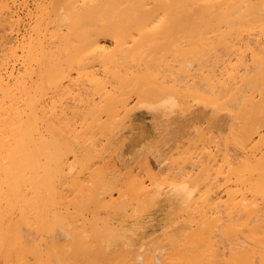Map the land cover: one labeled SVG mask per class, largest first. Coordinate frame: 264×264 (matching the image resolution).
I'll use <instances>...</instances> for the list:
<instances>
[{"label": "bare ground", "instance_id": "obj_1", "mask_svg": "<svg viewBox=\"0 0 264 264\" xmlns=\"http://www.w3.org/2000/svg\"><path fill=\"white\" fill-rule=\"evenodd\" d=\"M49 2L50 4L48 3L46 7L47 9H43V16L37 21L34 27V34L30 35L32 30L28 29L30 32L27 33H29L30 36L23 40L20 49L22 51L20 58L17 57V52L19 51L17 50L18 46L14 49L13 54L15 58L22 59V62L20 61L21 66L19 69L17 67L18 71L14 70L15 65L13 63L12 65L14 66L5 64L2 69H5L6 77L5 75L3 77L0 75V264H264V0H50ZM59 6H61L60 9L63 8V13H61L60 18H58V13L61 11H59ZM38 11L41 12L40 10H36L33 14ZM10 14L11 13H9V15ZM35 16H38V14ZM7 18L11 19L12 17H6V19ZM5 20L2 19L3 22ZM2 21L0 22L2 23ZM34 21L36 22V20ZM35 22L32 24L34 25ZM64 22L66 25H64ZM47 23H51L52 26H49ZM63 26H66V28ZM75 36H78L79 40L81 38L77 46L72 42V38ZM25 37H27V35ZM110 43L112 46H110ZM168 48L177 53L178 64L175 66L174 63L172 69L177 67L178 70L184 72L189 69V66L192 69V65L195 64H192L193 60L194 62L197 61L196 63H198L200 68H203L202 72L205 71L204 76L207 82L205 81L204 83H209L208 87H204L205 89L203 88L202 90L201 86L204 83L200 81L199 84L197 81H194V83L199 84V86L197 85V88L192 89L190 93H192L191 95H193L194 98L197 95L199 96H197V99L195 98L197 104L193 103L196 105L193 109H190L192 111L191 113L182 114L181 116H174L178 111L177 106L183 104L181 107L185 109V107H189V104H191V106L193 104H187L183 95L178 96V93L183 94L185 91L184 95H186L189 86L186 87V89L184 87L182 90L181 87L183 84L180 86L178 84L175 86L174 84L171 87L168 85L164 86V80H159L158 82L156 71L153 69V66L157 69V65H163L159 63L162 55V52H159V50L167 49L166 52L168 51L169 53L171 50L169 51ZM169 54L172 58V54ZM91 55L94 59L87 58ZM1 57L2 56H0V58ZM168 57L165 59H168ZM85 59L89 61L87 63H94V67L92 66L93 64H91L89 66L90 69H88ZM91 59L94 62H90ZM163 61L166 62L164 59ZM170 62L171 65H173L172 63L174 61L172 62L171 59L167 65H169ZM73 65L77 67L78 71L80 70L82 75L85 71L87 79L90 82L93 81L96 85L95 87L100 100L96 102V97L94 100L92 99L94 102L90 101V105L88 103L89 106L86 111L87 108L85 104L87 103L83 105V102L89 96L87 95L85 97L86 94H84L83 97V95H79L81 92H77L79 93L78 98L81 96L85 98L82 103L80 102L83 107L85 106V109L79 113L78 110L80 108H77L76 111L74 110L75 108L73 110L75 113L79 114L80 118H82L83 113L86 111L85 119L83 120L84 123L82 122L84 128H82V125L79 128L75 125L71 127L70 131V126L75 120L71 118V125H69L70 122H68V120L70 117H73L75 113H71L70 117H67L68 120H66L65 116L68 111H65L63 103V106H59L57 103L58 99L55 96L53 97V93L57 92L64 94V91H69L66 80H71V77H73L71 76V66ZM164 67L166 69V65ZM91 68H94V71L92 70L94 73H92ZM152 70H154L153 73ZM167 71H169V69ZM159 72H161V70H159ZM197 72H199V70ZM161 73L167 75L168 72ZM172 76H175V72ZM192 76L195 75L193 74ZM112 77L118 85L115 86L117 88H119V86L121 87L119 90L120 92L112 86V88H110L109 84L113 82L112 84L114 85V80L107 84L108 81H110L108 79H112ZM90 78L92 80H90ZM198 78L200 77L198 76ZM155 79L156 82L154 81ZM175 79L176 77L171 80L174 81ZM148 80L153 81V85L155 83V85H162L164 89L157 92L159 90L157 89L158 87L155 88L145 83V81ZM177 80L179 79H176L175 82ZM157 82L159 84H157ZM181 82L183 83L185 81L181 80ZM93 83L90 84V94L92 93L91 89L94 85ZM142 83L146 84V88L148 89L145 87L142 88ZM74 84L75 82L73 85ZM78 84L80 86L82 83L79 82ZM190 84L192 83L190 82ZM131 85V88H133L132 90L136 91H132V93L134 92L135 95L139 94L141 99L140 102L136 100L137 103H139L135 112L136 115L132 116L133 122L126 131L129 141L132 142L135 140L136 142V140L143 135L146 136L149 128L150 130L152 127L155 129V131L153 130L154 133H151L152 136H149V139L143 136L144 140L141 141V143L139 142L140 145L138 149L133 153V157L137 156L139 153V156L136 158L142 157L140 160L136 159L139 163H136V161L134 162V164L136 163L138 166L136 167L135 165L134 168L140 170V172L138 170L136 172L142 174L141 170L150 165L148 164V157L155 158L156 162L160 164H158L160 169H163V167L160 166H165L166 164L168 165H166L167 167L170 166L169 170L171 168L174 169V171L171 169L172 172L171 170L165 169V174L171 172V174H169L170 176H166L165 178L160 176L163 171L159 173V168H157V171L154 169L153 173H159L160 179H163V181L166 179V183L169 181L171 183L172 180L174 181V179L169 180L171 175H175V182L177 178L179 179L180 176L182 177L180 169L178 170L179 166L175 161L173 162L175 163V165H173L175 167H171V164L169 165V163H172L170 161L173 159L181 160V158L184 159L188 156L186 159L189 163L191 162L192 165L189 164L191 168L199 163L200 170L198 169V171H196L195 168H192L196 174L190 177L193 172L192 169L189 171V174L184 170L186 168L181 166L180 168H183L185 171L184 178H180L181 182L178 180V183L171 185L168 191L162 195L160 194L164 192L165 189L161 192L163 188L160 189V186L154 187L151 190L144 188L146 186V184L145 186L143 185L145 182L150 181L147 185L153 182L150 180L152 177H150L149 180L147 178V180L143 182V177V179H139L141 181L135 180L138 178L136 177L138 174L136 175L134 173L135 171L130 173L133 174V176H129V182L132 184L130 186L131 192H129L131 194L129 195L138 194L137 207L141 211L140 215L137 217L122 219L121 216L118 215V212H115V209H122L125 202L127 203L129 199L126 197L128 194L126 190L121 188L123 186H121L119 190L118 186L120 185H117L118 173L113 176L109 174V169L106 170L105 168L100 170L96 169L92 172L93 174L90 173L91 175L85 172L88 173L86 175L90 176V180L88 179V181H91V177H93L92 183L85 181L84 178V181L92 186H89L91 189L89 193L85 194L81 177L78 175L72 176L75 172L71 174V171L70 177H72L69 179L68 171L74 168L71 163L76 161L75 159L73 160V158H77L78 160L76 144H84L87 134H97L98 132L94 131H100V129H102L98 134L102 136L101 132H103V129L105 131L106 128H113V124H119L118 122L114 123V120L115 116H119L122 110L117 113L119 115L116 114L114 101L123 100L125 93L131 91V88L127 89L128 87H125L126 91L123 87H130ZM135 85H137L136 88L133 87ZM76 86L77 84L75 87ZM213 86L215 87L213 88ZM174 87H179L181 92L178 91V88H175V91ZM87 88L88 87H86L85 90L88 91ZM152 88H154V90H149ZM122 89H124V91ZM94 91L96 90L94 89L93 93ZM204 91L212 96L208 94L204 96L202 94ZM175 92H177L178 95H176ZM77 93L76 97L78 96ZM217 95L218 98L220 96L222 98L223 95H227V99L229 98V101L225 98L227 102L223 101L219 104L220 106L216 103L220 108H218L219 110H223L224 108L222 109L221 106L224 104L227 105L228 103L227 110L225 107L226 112L224 115L220 116L215 110L216 106L214 107V103L218 99L216 98ZM68 96L69 95H67V98H69ZM180 97H182V99H180ZM89 99H91V97ZM177 99L179 102L181 101V104ZM182 101L185 102L187 106L184 105ZM67 104L71 105L69 103ZM130 104L129 102L123 106ZM66 107L68 109L67 105ZM187 108L184 110L185 112ZM147 110L148 112H143ZM103 112L109 116L107 117L109 121L106 123L105 121H101V113ZM149 113L153 114L154 120H152V117L151 123L145 124L141 121L140 117L145 114L148 115ZM132 114H134V112ZM76 116L81 120L78 115ZM204 118L208 121L209 127L208 125L207 127L205 126V128L208 129L204 128L205 130L202 129V131L209 132V128L212 127L213 134L210 135L214 138L211 137L210 141H205L204 138L203 140L201 139L203 143L209 142V144H205V146L200 145V148L205 149L206 152H204V154L207 153V158L211 155V158H213L215 154H219V150L221 153L223 152L219 155H223L222 160L224 157L225 159L221 161V156H219L220 159L217 161H220L219 166L220 164L224 165L226 160L224 167L225 171L223 170L225 174L222 175L220 168H218L219 171L217 169V172L214 173V175L218 174L217 177L220 175L225 179V187L221 188L222 191L220 190L222 193L226 190V194L224 193V196L222 194V198H224L223 201H225H221V192L220 195L217 193L215 197L216 200L213 201V203H215L213 206L211 205V207L213 208L215 205V209L216 207L217 209L220 207L223 208V210L226 209V217L222 216L225 217L222 221L221 217H219L220 214L217 216L218 213H220L218 211L222 210L221 208L217 210L216 214L215 210H213L214 215L217 217L213 216L212 218L210 215H208V217L206 214L212 210V208H209V212L205 214L206 217L203 216L204 218L202 219H206L205 221L209 219L210 222H205L200 218L201 221L198 222L199 227L194 229L192 227L193 225H191L192 221H189V224L185 227L186 230L184 229L188 233L183 230L182 236L179 229L176 228L178 225L181 227V224H178L173 228L177 233L179 232L178 235L175 231L173 232V235L178 236V239L171 234V236L176 239L175 241L164 242L161 238V242L159 240L160 236L163 234H161V231L160 234L158 232V235H160L158 238L156 234L150 232L163 229V224L157 222L159 219L173 222V218H171V215H173L172 212H170L163 203L166 202L165 200L174 199L188 203L187 201L191 188L198 189L194 177H201L209 164L207 161L212 160H210L209 157L204 161V154H202L204 150L202 151L200 148L196 149L197 147H194L196 145L195 142L193 143V140L196 138L195 135L192 140V143L195 145H192V147L196 149H194L195 153L199 149V151H202L201 154H199L200 156L197 154L199 157L198 159H203L202 161L199 162L198 159L196 163L191 161L194 157L190 154H186L187 150L185 152V148L188 149L189 153H191L190 150L193 149L190 144H187L188 142H184L183 146L180 145V141L186 134L187 137L185 139L191 142L187 132L190 123L193 120L198 122ZM220 119L221 122L223 120V125L228 127L227 132H225L226 134L220 126ZM194 125H196L195 122ZM197 125L196 127L193 126V128L198 127V131L201 125ZM191 128L189 129L191 130ZM69 131L71 136H69ZM107 131L110 133L108 129L106 133L103 132V134H107ZM118 131L119 130H117V132ZM214 131L220 132L218 134L221 136H216ZM210 132L212 133V131ZM209 133L207 134L208 139L210 137L208 136ZM223 133L226 136H224ZM96 134H94V136ZM98 135L96 137L102 142ZM215 136L216 138H220L218 139L220 142L217 139L214 140ZM96 137L95 139H97ZM191 137L193 138V135H191ZM203 137L206 138V135ZM89 138L90 137H88V139ZM222 138L224 139L223 141L221 140ZM122 140L123 139L120 141ZM91 141L93 142V140ZM99 141H97V143ZM221 141L223 143H221ZM211 142L214 144L217 142L215 144L217 147L213 146L214 149L217 148V153L214 149L213 152L211 148H207L206 150L205 147L210 145ZM93 143H96V140ZM120 143L116 142L115 145L118 146ZM220 143L224 145V147L221 148ZM228 143L233 146V149H236L235 147L240 149L239 155L236 149L237 153H235V155H238L237 157L231 155L232 152L234 154L235 151L231 150V147L228 148ZM186 144L191 148L190 150L188 146L183 148ZM173 145H176V147L180 146L178 147L180 150L177 151L179 155L175 153V156L173 153L174 158H171L172 155L170 156V154L173 149H175L172 148L174 147ZM201 146H204V148ZM223 148L225 152L221 150ZM226 149H228V152ZM107 150L105 149V151ZM114 150H117V152L119 151L118 149ZM209 151L212 152L208 154ZM194 152L192 154H194ZM70 153H73L74 157L72 156L69 159ZM107 157L105 156L104 158L106 159ZM69 160H71V162H69ZM111 160H113V158L108 160L111 164L118 163H115L114 160V163H112ZM216 160L217 158L213 160V162ZM167 161L168 163L164 164ZM203 161L204 164L202 163ZM184 162H182V160L178 162L177 160L178 164L181 163L183 165ZM185 163L188 165V162ZM187 165H185V167ZM209 165L212 166V163ZM217 165L218 163H216V166ZM108 166L106 168H108ZM110 166V168L116 167V165ZM220 167L223 166L221 165ZM147 169L150 170L149 167ZM147 169L143 172L145 173ZM209 169L214 171L211 167ZM119 172L121 173V171ZM149 172H151V170ZM205 172L207 175H205V177L202 175V181L199 183H203L201 188L205 189H203L204 191L202 192L206 194L207 191V193H209V187L212 185L211 187L213 188L216 183V181L213 184L211 182L214 179L218 180V178H215L216 175L210 174L212 175L210 176L208 175L209 172ZM178 173L179 175H176ZM186 174L188 175L186 176ZM151 175L152 173H149V176ZM149 176L144 175L145 178ZM208 176H210L209 180L214 176L211 182L209 180L205 181ZM167 177L169 178L167 179ZM203 177L205 179H203ZM183 179L186 180L183 181ZM188 180L190 182H188ZM221 180H223V178ZM180 183H186L189 187L187 189H178L173 192V186ZM206 183L209 186H206ZM217 183L215 186H217ZM68 184L71 190L70 187H67ZM191 184H193V186ZM166 186L167 184L163 187L165 188ZM113 187H118L116 188V192L118 191V193H116L118 195L116 198L111 195ZM149 187L150 186H148V188ZM68 188L71 194L67 193ZM199 190L202 189H198L199 197L201 196L199 201L201 202L197 201L199 202L198 204H191L192 207H194L192 208L189 204L191 200H189V209L194 210L197 206L200 207L203 202L205 203L208 194H206V196ZM86 191H88V189ZM100 191L103 193H100ZM105 191L111 192H108L109 194L107 193L109 199L107 198L106 200L111 199L108 205L104 203ZM97 193L100 195H97ZM197 194H195V198L193 197L196 200L198 197ZM91 195H95L98 199H100L99 196L102 197L103 195L104 197H102V200H99V204L96 205L101 207H98L99 209L104 210L97 211L98 213L96 212V214H100L99 217L101 218V222L93 220L92 218L89 219L90 217L87 218L86 216L88 215L84 213V203L89 200L88 197ZM142 195H144V197H140ZM203 195L206 197L202 199ZM217 199L220 201L219 204ZM174 201L177 202L176 200ZM88 203H90V201ZM151 206L153 207L150 208ZM130 207L131 206H127L125 208ZM125 208L124 211L126 210ZM120 211L121 210H119V212ZM127 211L128 209L125 212L127 213ZM223 212L221 211V215L224 214ZM121 213H123V210ZM178 216L179 215H177V217ZM184 218L182 219L184 221L179 220L178 222L188 223ZM196 220H194L195 223L193 224L198 226ZM216 221H218V223L220 221L222 222L218 224ZM204 222L207 225H205ZM83 223L94 227L98 234L96 235L93 232L94 235L92 233V235H90L91 237H85L82 234L84 230L77 231L76 228ZM214 223L220 225L218 228L222 226L221 230H217V232H220L218 233L219 238L217 233L215 234L216 231H213L215 235L209 233V229L211 232V230L216 227ZM184 224L182 227H184ZM201 224H204L202 225L203 227ZM188 225L191 226L189 227ZM72 226L76 228L75 233L77 231L80 238L82 235L89 239L95 237L94 242L91 243L92 240H90V243H84L79 241L78 237L72 236L74 233H70V231L67 230L68 227L71 228ZM172 226H170V228ZM189 228L192 230L191 232H189ZM79 229L81 230V228ZM86 230L88 229H85V231ZM167 230L168 229H166V231ZM171 230L172 229H170V231ZM123 231L126 233H121ZM152 235L156 236L154 242H151L152 237H154ZM83 237L81 239H83ZM113 237H127L128 240L104 242L102 239ZM147 237L150 242H145ZM179 237L185 240L180 241ZM97 238L98 241L95 242ZM136 238H139L138 240L141 238L146 239L138 242Z\"/></svg>", "mask_w": 264, "mask_h": 264}, {"label": "rangeland", "instance_id": "obj_2", "mask_svg": "<svg viewBox=\"0 0 264 264\" xmlns=\"http://www.w3.org/2000/svg\"><path fill=\"white\" fill-rule=\"evenodd\" d=\"M50 0H39V2H38V0H0V18H1V20L0 21H2V19H6V17H12L11 19L9 18H7L5 21H7V22H3L2 21V23L0 22V56H2L1 58H0V75L3 77L4 75H5V77H6V74H5V69H2V68H4V65L5 64H7V65H12V63L15 65V67H14V70H16V71H18V69H19V67L21 66V60L22 59H16L15 58V56H14V49L17 47V50H19L18 52H17V57H21V46H22V43H23V40L25 39V38H28L31 34H34V27H35V25H36V23H37V21H39V19L43 16V9L45 8V9H47L46 7L48 6V3L50 4V2H49ZM5 4V5H4ZM40 4V5H39ZM43 4V5H42ZM38 6V7H37ZM40 6H42V7H40ZM40 8V9H39ZM61 8V6H59V17L58 18H60V16H61V13H63V8L62 9H60ZM40 10L41 12H37V13H34L33 14V12H36V10ZM9 11V12H8ZM8 12V13H7ZM7 15H9V13H11L9 16H7ZM13 14V15H12ZM38 14V16H35V15H37ZM4 16V17H3ZM35 17V18H34ZM38 18V19H37ZM32 19H33V21H32ZM34 20H36V22L34 21ZM35 22V24L33 25L32 23H34ZM46 23V22H45ZM65 23V22H64ZM64 23H62V24H64ZM9 24H11V25H9ZM48 24V23H47ZM31 25H33V26H31ZM49 26H52V24L50 23V24H48ZM64 25H66V23L64 24ZM9 27V28H8ZM33 27V28H32ZM64 27V26H63ZM4 28V29H3ZM32 28V29H31ZM64 28H66V26L64 27ZM28 29H30V30H32L31 32H30V30H28ZM7 30V31H6ZM65 30H67V29H65ZM27 32H30V35H29V33H27ZM8 33H10V34H8ZM27 35V37H25ZM9 36H11V37H9ZM8 39V40H7ZM11 39V40H10ZM73 40H72V42H74V44H76L75 46H77L78 45V43H80V40H81V38H80V40H79V37L78 36H75V37H73L72 38ZM74 39H76V40H74ZM4 40H5V42H6V44H5V42H4ZM79 40V41H78ZM10 43H9V42ZM8 42V43H7ZM112 42V41H111ZM4 44V45H3ZM8 44V45H7ZM19 44V45H18ZM7 45V46H6ZM11 45H12V47H11ZM6 48H5V47ZM20 46V47H19ZM110 46H112V44L110 43ZM5 48V49H4ZM5 50V51H4ZM77 50V49H76ZM167 50V49H166ZM166 50H163V49H161V51L159 50V52H162V55H161V61L159 62V63H162L164 66L166 65V69H165V67L163 66V65H160L159 63V65H157V69H156V67L155 66H153V69L156 71L155 73H156V77H158L157 78V81L159 82V80L160 81H162V80H164L163 82L165 83V85L164 86H166V85H168V86H173L174 84H175V86H176V84H178L179 86L180 85H182V87H181V90L182 89H184V87H185V89H186V87H188L189 86V88H188V93L186 94V95H184V93H185V91H184V93L183 94H181V93H178L177 94V92H175L176 93V95H178V96H182L183 95V97H184V99H186V101H187V104L188 103H196L197 104V102H196V100H195V98L197 99V96H195V98H194V96L193 95H191L192 93H190V91L192 90V89H196L197 88V85L199 86V84H200V81L201 82H205L206 81V78H205V71L204 72H202V70H203V68H200V66L198 65V63H196L197 61H195L194 62V60H193V63L192 64H194V65H192L193 67H192V69H191V67L189 66V69L187 70V71H184V72H181L180 70H178L177 69V67H174L173 69H172V67L174 66V63H175V66L178 64V60H177V53L174 51V50H172V49H169L168 48V50L170 51L169 53H171L172 54V58H174V59H172L170 56V54L168 53V51L166 52ZM74 51H75V49H74ZM3 52V53H2ZM163 53H165V54H163ZM165 55V56H164ZM168 55H169V57H168ZM92 56V55H91ZM87 57V58H92V59H94L93 58V56L92 57ZM175 56V57H174ZM166 57H168V59H165ZM86 58V59H87ZM14 59V60H13ZM16 59V60H15ZM85 59V60H86ZM92 59H91V61L90 62H94V61H92ZM163 59L164 60H166V62H164L163 61ZM170 59L172 60V64L173 65H171V62H170V64L169 65H167L168 63H169V61H170ZM10 60H12V61H10ZM90 60V59H89ZM15 63H14V62ZM17 61H19V62H17ZM21 61V62H20ZM175 61H177V62H175ZM87 62H89V61H87L86 60V64L88 65V69H90L89 68V66L91 65V64H93L92 66L94 67V63H87ZM17 63V64H16ZM14 65H12V66H14ZM199 66V67H198ZM17 67H18V69H17ZM168 67V68H167ZM170 67V68H169ZM77 69V67L75 66V65H73V66H71V72H72V74H71V76H73V77H71L70 79L71 80H66L67 82H66V84H68V86H69V91L67 90V92L66 91H64L63 93L65 94H62V93H57V92H52L51 91V94L53 95V97L55 96L57 99H58V101H57V103L59 104V106L60 105H62V103H63V107H65V111H68V112H66V120H68V118L70 117V114L71 113H75L74 112V110L76 111L77 110V108H80L79 110H78V113L79 112H81V111H83V109H85V106L83 107V105L85 104V103H87V104H85L86 105V108L90 105V101H92V102H94L93 100H94V98L95 99H97L96 100V102H98L99 100H100V98H99V94L97 93V89H96V85L93 83V81L92 82H90L88 79H87V76H86V73H85V71L83 72V75H82V73L80 72V70L78 71V69ZM94 68H91V71L93 70ZM169 69V71H167ZM177 71H176V70ZM76 70V71H75ZM154 70H152V73H153V71ZM159 70H161V72H163V73H167V75L166 74H162L161 72H159ZM162 70H164V71H162ZM170 70H171V72H170ZM174 70V71H173ZM199 70V72H197ZM94 71V70H93ZM92 71V73H94ZM124 71V70H123ZM141 71V70H140ZM181 72L182 73V75H181V73H179V72ZM196 71V72H195ZM200 71H201V73H200ZM2 72V73H1ZM78 72H80V73H78ZM170 72V73H169ZM174 72H175V76H172V75H174ZM190 72V73H189ZM192 72H193V74L195 75V76H192L193 74H192ZM122 73H124V72H122ZM160 73V74H159ZM196 73V74H195ZM202 73H204V74H202ZM185 74H187V75H185ZM192 74V75H191ZM197 74H198V76L200 77V78H198V76H197ZM199 74H201V75H199ZM154 75V74H153ZM158 75V76H157ZM163 75V76H162ZM168 76V77H166V76ZM185 75V76H184ZM83 76V77H82ZM189 76V77H188ZM204 76V77H203ZM163 77H164V79H163ZM172 77V78H171ZM176 77V79H179V80H177L176 82H175V80L173 81V80H171V79H174ZM184 77H185V79H184ZM165 78H168V79H165ZM204 78V79H203ZM148 79H149V77H148ZM184 79V80H183ZM190 79V80H189ZM197 79V80H196ZM200 79V80H199ZM83 82H82V81ZM87 80H88V82H87ZM90 80H92L91 78H90ZM108 80H110V81H108V83L107 84H109V82H111L112 80H114V78L112 77V79L110 78V79H108ZM167 80V81H166ZM181 80L182 81H185V82H181ZM199 80V81H198ZM204 80V81H203ZM75 82V84L73 85V83ZM155 82H156V79L154 80ZM179 81V82H178ZM194 81H197L199 84H195L194 83ZM73 82V83H72ZM79 82H81L82 84H80V86H79ZM86 82H87V84H86ZM153 81H145V83L146 84H148L149 86H152V87H158L157 89H159L158 91H157V89H156V91L157 92H159L161 89H164V87L162 86V85H153V83H152ZM157 82V84H159ZM190 82L192 83V84H190ZM207 82V81H206ZM84 83V84H83ZM89 83V84H88ZM91 83H93L94 85H93V87H92V93L90 94V91H89V89H90V84ZM113 83V82H112ZM112 83H110L109 84V86H110V88H112V87H114L116 90H120L121 89V87L119 86V88H117L116 86H118L117 85V83H115V80H114V85L112 84ZM77 84V86L75 87V85ZM146 84H144V83H142V88H146ZM209 84V83H208ZM208 84L207 83H204L201 87V89L203 90V88L204 87H208ZM71 85V86H70ZM86 85V86H85ZM89 85V86H88ZM116 85V86H115ZM195 85V86H194ZM112 86V87H111ZM136 86L137 85H135V86H133V87H135L136 88ZM80 87V88H79ZM86 87H88L87 89H88V91L87 90H85V88ZM127 88V89H130L131 87H132V85L129 87V86H124L123 88ZM162 87V88H161ZM215 86H213V88H214ZM217 87V86H216ZM71 88H72V90H71ZM83 88V89H82ZM126 88H125V90H126ZM175 88H178V91L179 92H181V90H180V88L179 87H174V90L176 91V89ZM75 89V90H74ZM78 89H79V91H78ZM96 90V91H94V93H93V90ZM133 88H131V91H129V92H126L125 93V95L123 96V100H115L114 101V105H115V107H116V114L119 112V111H121V113H119V114H117V115H119V116H115V120H114V123H119L118 125H116V124H113V128H106V130H108L109 129V132L110 133H108V131H107V134H103V132L104 133H106V130L104 131V129H103V132H101L102 133V136L101 135H98L99 134V132L100 131H102V129H100V131L98 130V131H94V132H98L97 134L96 133H94V134H96L95 136H94V134L93 133H91V134H87L86 135V141H85V143L84 144H81V145H78V144H76V151H77V153H78V160H77V158H73V160L75 159V161L76 162H74L73 161V163H71L73 166H74V168H72V169H70L68 172H69V174H68V178L69 179H71V177L72 176H74V175H78L79 177H81V182H82V184H83V188H84V191H85V194H88L89 193V191L91 190L90 189V187L89 186H91V184H89V183H86L85 181H87V182H91L92 183V181H93V177H91V181H88V179L90 180V176H88V175H91V174H93L92 172L94 171V170H96V169H102V168H105L106 170H108L109 169V174H111V175H116L117 173V185H120V186H118L119 187V190H120V187L121 186H123V187H121L122 189H124V190H126V193H128L127 195H126V197H127V199H129L128 201H127V203H128V205H127V203L125 202V205H124V207L122 208V209H115L116 211L115 212H118V215L119 216H121V218L122 219H127V217L128 218H133V217H137V216H139L140 215V209H138V207H137V204H138V194H133V195H129V194H131V193H129V192H131L130 191V186L132 185V184H130V182H129V176L130 175H132L133 176V174H130V173H132V172H134L136 175L138 174V176H136V177H138V178H136L135 180H138V181H141V180H139V179H143L144 178V180H143V182H145V180H147V178H148V180H149V178L150 177H152V179H150L151 181H153V182H151L150 183V185H147V184H149V182L150 181H147V182H145L143 185L145 186V184H146V186L144 187V188H146V189H148V190H151V189H153L154 187H157V186H160V189L161 188H163V189H161V192L165 189V191L164 192H162L160 195H162V194H165L167 191H168V188L171 186V185H173V184H176V183H178L179 181L178 180H180V182H181V179L182 178H184V172L186 171V172H188L189 173V171L192 169V168H195L196 169V171H198V169L200 168V164L198 163V165H195V167L194 166H192V168H191V166L189 165V164H191V162L189 163V161H187V157L186 158H181V160H182V162H188V165H187V163H185L184 162V164L185 165H187L186 167H185V165L183 164H178L177 163V160H178V162L180 161L181 162V160L180 159H170V160H172V161H170V162H172V163H169V165L171 164V167L173 166V165H175V163H173L174 161L176 162V164L179 166L178 167V170L180 169V173H181V175H182V177L180 176L179 177V179L177 178V180H176V182H175V175L174 176H172L171 175V177L169 178V177H167V179L169 178V180H171V179H174V181L172 180L171 181V183H170V181L168 182V183H166L165 182V180L163 181V179L161 180L160 178L161 177H166V176H170L169 174H171V172H172V170L171 169H173V168H171L170 170H171V172H169V173H167V174H165L164 173V171H165V169L167 170H169V167H167L168 165L166 164V163H168V161L167 162H165L164 164H166L165 166L163 165V166H160V167H163V169H160L159 168V163L158 162H156V160H155V158H149L148 157V164H150L149 166H147V168L149 167L150 168V170H151V172H149L150 170H148L145 166H146V164H145V169H147L146 170V174L143 172L145 169L143 168V170H141L142 171V174H140L139 172H140V170H138L137 168H134L135 167V165H136V167H138L137 166V160L136 159H138V160H140L142 157H140V158H136V157H138L139 156V154H137V156H134L133 157V153H134V151H136L137 149H138V147H139V145H140V143H141V141H143L144 140V137L143 136H145V135H143L141 138H139L138 140H136V142H135V140H133L132 142L131 141H129V139H128V137H127V130H128V128H129V126H130V124H132V116H135L136 114H135V112H136V109H137V107H138V105H139V103H137V101L138 102H140V99H141V97H140V95L139 94H136L135 95V93L134 92H136L135 90H132ZM146 89H148V88H146ZM190 89V90H189ZM205 89V88H204ZM84 90V91H83ZM123 91H124V89H122ZM149 90H154V88H152V89H149ZM76 91V92H75ZM127 91V90H126ZM132 91H134L133 93H132ZM1 92V91H0ZM73 92V93H72ZM77 92H81L80 94L79 93H77ZM83 92V93H82ZM88 92V93H87ZM96 92V93H95ZM120 92V91H119ZM131 92V93H130ZM174 92V91H173ZM193 92V91H192ZM195 92V91H194ZM205 92V93H204ZM202 94L204 95V96H207V94L209 95V96H212L211 94H209V93H207L206 91H204ZM70 93V94H69ZM76 93H77V95L79 94V95H83V97H84V94H86L85 95V97L88 95L89 97H87L86 99L85 98H83L82 96L80 97V98H78L79 97V95L76 97ZM190 93V94H189ZM50 94V95H51ZM69 95L68 97L69 98H67V95ZM98 94V95H97ZM181 94V95H180ZM52 95H51V97H52ZM92 95V96H91ZM95 95V96H94ZM97 95V96H96ZM128 95V96H127ZM126 96V97H125ZM187 96V97H186ZM91 97V99H89ZM98 97V98H97ZM162 97H163V95H162ZM186 97V98H185ZM199 97V96H198ZM62 100H61V99ZM66 98V99H65ZM70 98H71V100H70ZM160 98H161V96H160ZM179 98V97H178ZM193 98V99H192ZM216 98H218V95H217V97ZM215 98V99H216ZM220 98H221V96L216 100V102L214 103V107L216 108L215 110H216V112L219 114V116L220 115H224V113L226 112V110H227V108H228V103H227V105L226 104H224V105H222L221 106V108L223 109V110H219L220 108H219V104H221L223 101H226L227 102V100L229 99H227V95H223L222 96V98H221V100H220ZM227 100H226V99ZM75 99V100H74ZM86 100V102H85V100ZM93 99V100H92ZM175 99V98H174ZM180 99H182V97H180ZM179 99V100H180ZM212 99H214V98H212ZM225 99V100H224ZM65 100V101H64ZM69 102H68V101ZM81 100V101H80ZM83 100H84V102H83ZM137 100V101H136ZM176 100V99H175ZM191 100V101H190ZM63 101V102H62ZM128 101V102H127ZM177 101H178V99H177ZM184 101V100H183ZM182 101V103H184V105H186V103L185 102H183ZM195 101V102H194ZM229 101V100H228ZM76 102H77V105H76ZM83 102V105L81 104V103ZM124 102H126V103H124ZM131 103L130 105H126V106H123V105H125V104H128V103ZM179 102V101H178ZM181 102V101H180ZM179 102V103H180ZM226 102H224V103H226ZM67 103H69V104H71V105H68ZM88 103H89V105H88ZM124 103V104H123ZM216 103L219 105H216ZM57 104V105H58ZM181 104V103H180ZM195 104V105H196ZM66 105L68 106V109H67V107H66ZM183 105V104H182ZM182 105H178L177 106V114L175 113L174 114V116L175 115H177V116H181L182 114H186V113H191L192 111L190 110V109H193V107L195 106L194 104L191 106V104H189V109L187 108V107H185V109H183V107H181ZM79 106V107H78ZM127 106H128V108H127ZM218 106V107H217ZM225 107H226V110H225ZM75 108V109H74ZM123 108H124V111H123ZM179 108V109H178ZM180 108H182L183 109V111L184 110H186V108H187V111L185 112H183L182 111V109H180ZM219 108V109H218ZM74 109V110H73ZM132 109V110H131ZM134 109V110H133ZM72 112H71V111ZM88 110V108L86 109V111ZM130 110V111H129ZM85 111V110H84ZM86 111L83 113V115H82V118H80L79 117V114L78 113H75L74 114V116L73 117H70V119L69 120H71V118H72V120L74 119L75 121H73L72 122V120L71 121H69L68 120V122H70L69 123V125H71L72 123V125L70 126V131H71V127L72 126H77L78 128L82 125V128H84L83 127V124H82V122H83V120L85 119L84 117H85V113H86ZM223 111V112H222ZM134 112V114H132ZM142 112V111H141ZM143 112H148V110L147 111H143ZM102 114V120L101 121H105V123L106 122H108L109 121V118H107V117H109L105 112H103V113H101ZM104 114H106V115H104ZM76 115H78V117L81 119V120H79L78 118H77V116ZM153 114L152 113H149L148 115H143V116H141L140 118H141V121H143L145 124H147V123H151V119H152V116ZM69 116V117H68ZM72 116V115H71ZM127 116V117H126ZM131 116V117H130ZM68 117V118H67ZM78 120H77V119ZM144 118V119H143ZM106 119V120H105ZM127 119H128V121H127ZM206 118H204L203 120H201V121H198V122H196L195 120H193L191 123L193 124H191L190 123V127H188V138H190V140H191V142H189V141H187L185 138L187 137V134L185 135V137L180 141V145H182L183 146V144H184V142H188L187 144H190V146H191V148H193L192 147V145H195V144H193L194 142L196 143V145L194 146L196 149H198V148H200V145H204L205 146V144H209V142H204L203 143V138H204V140L205 141H210L211 139V135L210 134H213V129H212V127L211 128H209V130L210 131H212V133L210 132H207V134L209 133V135L208 136H210L209 137V139L207 138V134H206V132L204 131L205 129H208V128H205V126L207 127V125H208V121L207 120H205ZM146 120V121H145ZM152 120H154V117H153V119ZM76 121H77V123H76ZM79 121V122H78ZM120 121V122H119ZM150 121V122H149ZM72 122V123H71ZM123 122V123H122ZM126 124H125V123ZM194 122L196 123V125H194ZM202 122V123H201ZM76 123V124H75ZM84 123V122H83ZM197 124H199V125H201V127H199V129L200 130H198L197 131V129H198V127L197 128H193V126H198ZM220 126L222 127V129H223V131H224V133L225 132H227V130H228V127L226 126L225 127V125H223V120H222V122H221V119H220ZM193 129H192V128ZM208 127H209V125H208ZM220 127V128H221ZM81 128V129H82ZM189 128H191V130L189 129ZM205 128V129H204ZM202 129H204L203 131H202ZM117 130H119L118 132H117ZM155 131V129L152 127V129L150 130V128L148 129V131H147V134H146V136H145V138H148L149 139V136H152V132L154 133V131ZM190 130V131H189ZM70 131H69V136H71L70 134ZM196 131V132H195ZM199 131H200V133H199ZM222 131V132H223ZM115 132H117V133H115ZM186 132V133H187ZM198 133V134H195V133ZM217 131H214V134H216V136H221L220 134H218V133H220V132H217ZM222 132H221V134H222ZM90 133V132H89ZM100 133V134H101ZM192 133V134H191ZM203 133V134H202ZM205 133V134H204ZM223 133V134H224ZM114 134V135H113ZM151 134V135H150ZM218 134V135H217ZM226 134V133H225ZM224 134V136H226ZM99 136V138H100V140H102V142L101 141H99V139H98V137H96V136ZM113 135V136H112ZM148 135V136H147ZM191 135H193V138L191 137ZM194 135L196 136V141H199V142H196L195 141V139H194ZM206 135V138L205 137H203V136H205ZM101 136V137H100ZM123 136V137H122ZM214 136V135H213ZM216 136H215V139L214 140H218V139H220V138H216ZM223 136V135H222ZM224 136H223V138H224ZM88 137H90L89 139H88ZM95 137L97 138V139H95ZM105 137V138H104ZM120 137H122V138H120ZM202 137V138H201ZM93 138V139H92ZM116 138H118V139H116ZM212 138H214V137H212ZM221 139L222 141L224 140V139ZM111 139V140H110ZM121 139H123L122 141H120ZM194 139V140H193ZM197 139H199V140H197ZM202 139V140H201ZM208 139V140H207ZM91 140H93V142L96 140V143H93ZM119 140V141H118ZM192 140H193V143H192ZM97 141H99L98 143H97ZM183 141V142H182ZM219 141V140H218ZM221 141V143H223ZM116 142H118V143H120L118 146H116L115 144H116ZM130 142V143H129ZM135 142V143H134ZM140 142V143H139ZM182 142V143H181ZM212 142H213V139H212ZM211 142V143H212ZM215 142V141H214ZM220 142V141H219ZM91 143V144H90ZM100 143V144H99ZM211 143H210V145H208V146H206L205 148H206V150H207V148H211V150H213L214 148H213V146H215V144L217 143H212V146H211ZM220 143V144H221ZM225 143H226V141H225ZM98 144V145H97ZM112 144H113V146H112ZM131 144V145H130ZM135 144H136V146H135ZM185 145L183 148H185V147H187L188 145ZM95 145H97L98 147H99V145H100V147L98 148L97 146L96 147H94ZM219 145V144H218ZM229 145V143L227 144V146ZM107 146H108V150H109V152H108V150H107ZM128 146V147H127ZM174 146V145H173ZM182 146H181V150H182ZM204 146H201V147H203L204 148ZM211 146V147H210ZM178 147H180V146H177L176 147V145L174 146V147H172V148H175V149H173V151H172V149H171V151H172V153L170 154V156L172 155V157L171 158H174V155H175V153L176 154H178L179 155V153L177 152L178 150H180ZM215 147H217V146H215ZM220 147V146H219ZM218 147V148H219ZM222 147H224V145H222L221 144V148ZM229 147H231L230 149L231 150H233V151H235L234 152V154H233V152H232V154L231 155H234V156H236L235 155V153H237L236 152V149L238 150V155H239V153H240V149H238L237 147H235L236 149H233V146L230 144L229 146H228V148ZM120 148V149H119ZM178 148V149H177ZM188 148H189V150L191 149L189 146H188ZM195 148H193V149H191L190 151H191V153H189V151H188V149L187 148H185V152H186V150H187V153L186 154H190V155H192V157H194V159H192L191 161H194L195 163L196 162H198V161H196L199 157H198V155L199 154H201V152L203 151V153L202 154H204V152H206L205 151V149H202V148H200L202 151H199V150H197L196 151V153L194 152L196 149ZM97 149V150H96ZM105 149L107 150V151H105ZM114 149H118L119 151L117 152V150H114ZM128 149V150H127ZM177 149V150H176ZM195 149V150H194ZM220 149V148H219ZM218 149V150H219ZM229 149V151L231 152V150ZM114 152H113V151ZM127 150V151H126ZM214 150H216V153H217V148L216 149H214ZM214 150H213V152H214ZM221 150H224V148L223 149H221ZM228 149H226V151H227ZM176 151V152H175ZM184 151V150H183ZM182 151V152H183ZM108 152V153H107ZM111 152V153H110ZM113 152V153H112ZM194 152V154H192ZM199 152V153H198ZM210 152H212V151H209L208 152V154L210 153ZM224 152H225V150H224ZM228 152V151H227ZM226 152V153H227ZM173 153H174V155H173ZM223 153V152H222ZM221 152H220V150H219V154H222ZM112 154V155H111ZM198 154V155H197ZM212 154H214V153H212ZM218 153L217 154H215L214 155V157L213 158H211V156H209L208 158L211 160V161H207V162H209V164H211L212 163V166H210L209 164L207 165V167L205 168V171H207V172H209V171H212L211 169H209L210 167L211 168H213V170L215 171H212V172H209V174L208 175H210V174H213L214 175V173H216L217 172V169L218 168H220V172L222 173V175L223 174H225V164H226V160H225V164L223 165V164H220V166L222 165L223 167H220L219 166V162H217L219 159H220V157L219 156H221V161H223L224 159H225V157H224V159L222 160V157H223V155H219ZM70 156H69V159H70V157H74V154L73 153H70L69 154ZM109 155V156H108ZM113 156V157H111V156ZM117 157H116V156ZM180 155H182V154H180ZM189 155V156H190ZM206 155V156H205ZM237 155V156H238ZM107 157L106 159H107V161H106V159L104 158V157ZM176 156V155H175ZM197 158H196V157ZM200 156V155H199ZM225 156H226V154H225ZM236 156V157H237ZM182 157V156H181ZM183 157H184V155H183ZM191 157V158H192ZM201 157H202V155H201ZM200 157V158H201ZM206 157V158H205ZM109 158V159H108ZM113 158V160L115 161V163H117V164H111V162L109 163V161L108 160H110V159H112ZM117 159V161H116V159ZM190 158V157H189ZM196 158V159H195ZM207 158V153H205L204 155H203V159H204V161H206V159H208ZM217 158V160L216 161H214L213 162V160H215ZM72 159V158H71ZM102 159V160H101ZM105 159V160H104ZM146 159V158H145ZM202 159V160H203ZM96 160V161H95ZM113 160H111L112 161V163H114V161ZM144 160V159H143ZM199 160V159H198ZM201 159L199 160V162L200 161H202ZM88 161V162H87ZM90 161V162H89ZM136 161V163L134 164V162ZM204 161L202 162L203 164H204ZM69 162H71V160H69ZM95 162V163H94ZM119 162H120V165H119ZM206 162V163H207ZM87 163H88V165H87ZM93 165H92V164ZM134 164V166H133V164ZM139 163V162H138ZM194 163V164H195ZM216 163H218V165L216 166ZM91 164V165H90ZM98 164H99V166H98ZM140 164H141V162H140ZM159 164V165H158ZM161 164H163V163H161ZM193 164V165H194ZM109 165V166H108ZM110 165H116V167L114 166H112L113 168H110L111 166ZM176 165V166H177ZM192 165V164H191ZM202 165V164H201ZM91 166V167H90ZM108 166V168H106ZM120 166V167H119ZM181 166H184L183 168H186V169H184L183 170V168H180ZM190 166V167H189ZM205 166V165H204ZM173 167H175V166H173ZM77 168V169H76ZM157 168H159L160 170L158 171L159 173H161L162 171H163V173H161L160 174V176H159V173H153L154 172V169H156L155 171H157L158 169ZM187 168H188V170H187ZM224 168V169H223ZM112 169H114V170H112ZM123 169H124V171H123ZM136 169V170H135ZM141 169V168H140ZM153 169V170H152ZM177 169V168H176ZM183 171H182V170ZM194 169V170H195ZM204 169V168H203ZM216 169V170H215ZM77 170V171H76ZM117 170H118V172H117ZM130 170H131V172H130ZM139 171V172H136V171ZM169 170V171H170ZM200 170V169H199ZM224 170V171H223ZM72 171V173L71 174H73L74 172H75V174H73L71 177H70V172ZM115 173H114V172ZM119 171H121V173L119 172ZM173 171H174V169H173ZM192 171H193V169H192ZM204 171V174L202 173V175L205 177V175H207V174H205L206 172ZM218 171H219V169H218ZM85 172H88V173H85ZM151 174L152 173V175L151 176H149V173ZM167 172V171H166ZM176 172H179V171H176ZM195 171H193L192 172V175H190V177L191 176H193V175H195L196 174V172L194 173ZM201 172H203V171H201ZM220 172H219V174H220ZM85 173V174H84ZM91 173V174H90ZM148 173V174H147ZM199 173V172H198ZM81 174H82V176H81ZM86 174H88V175H86ZM123 176H122V175ZM139 174H140V176H139ZM147 175V176H149V177H144V175ZM190 174V173H189ZM84 175V176H83ZM119 175V176H118ZM153 175H154V177H153ZM155 175H156V177H155ZM165 175V176H164ZM176 175H179V173L178 174H176ZM188 174H186V176H187ZM202 175H201V177H202ZM216 175V174H215ZM214 175V176H215ZM218 175V174H217ZM217 175L215 176V178L217 177ZM87 176V177H86ZM93 176V175H92ZM121 176V177H120ZM134 176V177H135ZM210 176H212V175H210ZM210 176H208V178L205 180V181H207V180H209V177ZM214 176L212 177V178H210V182H211V180H213V178H214ZM220 176V175H219ZM217 177L218 178V180L217 179H214L211 183L213 184V183H215V181H216V183H217V186H215V184H214V186H213V188L210 186L209 188H210V190H209V193H207L208 191L207 190H205V191H207L206 192V194H208V196L205 194V192H202V191H204L203 189H205V188H201L202 186H203V183L202 184H200L199 182L200 181H202V179H201V177H197V178H195L194 177V179H195V181L197 182H195V184L197 185V187H198V189H202V190H199L200 192H202L204 195H206L207 196V198L205 199L206 201H205V203L203 202V204H201V206L199 207V206H197V208L196 209H189L190 207V205L191 204H198L199 202H201V201H199L200 200V197H199V192H198V189L196 188V192H195V194H197V192H198V197H197V200L196 199H194L193 198V200L191 199V203H189L190 201L188 200L187 202L190 204L189 206H188V203H184V202H182V201H178L177 199H174V200H176L177 202H175L174 200H165L166 202H164L163 204L165 205V207L170 211V212H172V214L173 215H171L172 217L171 218H173V222H169V221H163L162 219H159V221L157 220V222L159 223H161V224H163L162 226V228L163 229H161V230H157V231H155V232H153V231H151L150 233H152V234H156V236H157V238H158V236H160V235H158V232H159V234H160V231H161V234H162V236H160V238H159V240L161 241V238H162V241H166V242H169V241H175L176 239H174L172 236H171V234L173 235V232L175 231V233H177V231L175 230V229H173V228H175L178 224H181V227L178 225V227H180L181 228V230H180V228H178V227H176L177 229H179V231H180V233H181V236H182V232H183V230L185 229V227H186V225L187 224H189V221H192V223H191V225H193L192 227L194 228V229H196L197 227H199V221H201L200 220V218L202 219V218H204V217H206L205 216V214L206 213H208L209 212V208H212L211 207V205L213 206V204L215 203H213V201H215L216 200V194L218 193L219 195H220V192L222 191V189L221 188H224L225 187V179H224V177H222V176H220V177ZM89 177V178H88ZM134 177H133V180H134ZM143 177V178H142ZM158 177V178H157ZM178 177V176H177ZM203 177V179H205ZM84 178H85V181H84ZM132 178V177H131ZM130 178V179H131ZM181 178V179H180ZM223 178V180H221V179ZM153 179H155V180H153ZM159 179V180H158ZM187 179V178H186ZM186 179H183V181L184 180H186ZM221 180V181H220ZM84 181V182H83ZM160 181H163V182H160ZM204 181V180H203ZM220 181V182H219ZM129 182V183H128ZM164 182H165V184H164ZM188 182H190L189 180H188ZM209 182V183H210ZM192 183H194V182H192ZM208 183V182H207ZM206 183V186L208 185ZM167 184V186L164 188L163 186H165ZM169 184V185H168ZM195 184H194V186H195ZM205 184V183H204ZM93 185V184H92ZM192 186H193V184H191ZM201 185V186H200ZM148 186H150L149 188H148ZM209 186V185H208ZM67 187H70V185L68 184V186ZM92 187V186H91ZM118 187H113V190H112V193L111 192H109V193H111V195H112V197H114V198H116L118 195L116 194V193H118V191L116 192V188H118ZM208 188V187H207ZM206 188V189H207ZM219 188V189H218ZM88 189V191H86V190ZM213 189V190H212ZM215 189H216V191H215ZM217 189H218V192H217ZM69 190V188L67 189V193H70L71 194V192H69L70 190H71V187H70V190ZM221 190V191H220ZM225 190V189H224ZM226 191V190H225ZM225 191L222 193L221 192V195H220V198H221V201L222 202H224L223 201V199L224 198H222V194H223V196L226 194L225 193ZM106 192V191H105ZM104 192V193H105ZM108 192H106L104 195V197H105V199H104V203H105V205H108V203H110L111 201V199L110 200H106L107 198H108ZM212 192H213V195H212ZM100 193H103L102 191H100ZM108 193V194H107ZM225 193V194H224ZM69 194V195H70ZM99 193H97V195H98ZM100 195V194H99ZM110 195V196H111ZM202 195V194H201ZM202 196V199H203V197L205 198L206 196ZM218 195V196H219ZM71 196V195H70ZM109 196V197H110ZM218 196H217V198H218ZM102 197H103V195H102ZM102 197L101 196H99V198L100 199H98L95 195H91L90 197H88L89 198V200H87L84 204H85V207H84V213L86 214V215H88V216H86L87 218H89V219H93V220H97L98 222H101L100 221V214H96V212L97 211H104L103 209H99V208H101V207H99V206H96V205H98L99 204V200H102ZM103 197V198H104ZM128 197H130V198H128ZM140 197H144V195H142V196H140ZM215 199H214V198ZM87 198V199H88ZM92 198V199H91ZM109 199V198H108ZM219 199V198H218ZM217 199V200H218ZM194 200H196V201H194ZM90 201V203H88ZM105 201H108V202H105ZM194 201V202H193ZM197 201H199V202H197ZM102 202V201H101ZM142 202V201H141ZM140 202V203H141ZM193 202V203H192ZM219 200H218V204H219ZM221 202V203H222ZM93 203V204H92ZM103 203V202H102ZM132 205H131V204ZM172 203H174V204H172ZM217 203V202H216ZM171 204V205H170ZM181 204V205H180ZM218 204H216V205H218ZM222 204H225V203H222ZM183 205V206H182ZM89 206H90V208H89ZM129 207V206H131L130 208H125V207ZM135 206V207H134ZM193 206H195V205H193ZM221 206V205H220ZM220 206H218V207H220ZM223 206V205H222ZM99 207V208H98ZM153 206H151L150 208H152ZM191 207H192V205H191ZM124 208L127 210L128 209V211H127V213L124 211ZM149 208V209H150ZM192 208H194V207H192ZM214 208V209H213ZM212 208V210L208 213V214H206L207 216L208 215H210V217H212L213 218V216H215L214 215V213H213V210H215V214L217 213V210L218 209H220V208H218L217 209V207H216V209H215V205H214V207ZM225 208V207H224ZM90 209H92V210H90ZM106 209V208H105ZM222 210H219L218 212H220V213H218V215L217 216H219V214H220V216L219 217H221V220L223 221L224 219H225V217H226V209L225 210H223V208H221ZM119 210H121L120 212H119ZM122 210H123V213H121L122 212ZM112 211V210H111ZM110 211V212H111ZM113 211H114V209H113ZM174 211V212H173ZM221 211L223 212V211H225V212H223L224 214L223 215H221L222 213H221ZM212 212V213H211ZM98 213V212H97ZM120 213V214H119ZM90 214H91V216H90ZM182 216H181V215ZM213 214V215H212ZM177 215H179L178 217H179V219H178V217H177ZM187 217V219H189V220H187L186 219V217ZM204 216V217H203ZM217 216H215V217H217ZM222 216H225V217H222ZM180 217H181V219H180ZM185 217V218H184ZM209 217V216H208ZM185 219V221H188V223H185V222H182V223H179L178 221L179 220H181V221H184V220H182V219ZM191 218V219H190ZM223 218V219H222ZM175 219H177V220H175ZM197 219V220H196ZM218 219H220V218H218ZM161 220V221H160ZM175 220V221H174ZM194 220H196V222H197V224H198V226H196L195 224H193V223H195V221ZM202 220H204V219H202ZM206 220V219H205ZM204 220V221H205ZM208 221H209V219H207ZM212 220V219H211ZM208 221H205V222H208ZM222 221H220V222H222ZM175 222V223H174ZM176 222H177V224H176ZM203 222V221H202ZM201 222V223H202ZM204 222V223H205ZM210 222V221H209ZM219 222V223H220ZM185 223V224H184ZM212 223V222H211ZM216 223H218V221H216ZM218 223V224H219ZM169 224H171V225H169ZM184 224V227H182V225ZM215 224V223H214ZM172 225H174V226H172ZM191 225H188L189 227L191 226ZM202 225H204V224H201V226ZM205 225H207L206 223H205ZM221 225H223V224H221ZM170 226H172L171 228H170ZM187 226V227H188ZM194 226H196V227H194ZM214 226H216L215 228H213V230H211V232H210V229H209V233H212V234H214L213 233V231H216L215 232V234L217 233V235H218V233H220V232H217V230H221V227L220 228H218L220 225H217V224H215ZM192 227H191V229H192ZM203 227V226H202ZM208 227V226H207ZM73 228V229H72ZM77 228V231H82V230H84L83 231V235L85 236V237H91L90 235H92V233L94 232L96 235L98 234L97 232H96V230H95V228L94 227H92L91 225H87L86 223H83V224H80V226L79 227H76ZM76 228L75 227H68V231H70V233H74V234H72V236H76V237H78L77 239L79 240V241H81V242H84V243H90V240H92L91 241V243L92 242H94V238L92 239H89V238H85V237H83V235H82V237H83V239H81L80 238V236H79V233L76 231V233H75V230H76ZM79 228H81V230L79 229ZM172 229L171 231H170V229ZM183 228V229H182ZM211 228V227H210ZM218 228V229H217ZM71 229V230H70ZM79 229V230H78ZM85 229H88V230H86L85 231ZM166 229H168L167 231H166ZM188 229V228H187ZM73 230V231H72ZM186 230V229H185ZM184 230V231H185ZM189 230H190V228H189ZM192 230H190L189 232H191ZM208 231V230H207ZM185 232H187V231H185ZM78 233V234H77ZM81 233V232H80ZM94 233H93V235H94ZM121 233H126L125 231H123V232H121ZM120 233V234H121ZM168 233H169V235H168ZM179 233V232H178ZM178 233H177V235H178ZM188 233V232H187ZM214 234V235H215ZM183 235H184V233H183ZM152 236H154V235H152ZM151 236V237H152ZM156 236H154V237H152V241L151 242H154L155 241V238H156ZM171 236V237H170ZM174 237H178V236H175V235H173ZM119 238V239H118ZM163 238H165V239H163ZM218 238H219V235H218ZM217 238V239H218ZM84 239H86V240H84ZM88 239H89V241H88ZM103 240H104V242L105 241H126V240H128L127 239V237L125 238V237H113V238H102ZM102 239H100V240H102ZM139 238H136V241L138 240ZM144 239H146V238H141L140 240H138V242L139 241H144ZM174 239V240H173ZM178 239V238H177ZM84 240V241H83ZM99 240V241H100ZM151 240V239H150ZM179 240L181 241H184L183 240V238H180L179 237ZM98 241V238L95 240V242H97ZM150 242L149 241V239H148V237H147V240L145 241V242ZM157 241V240H156ZM161 241V242H162ZM178 241V240H177ZM101 242H103V241H101ZM163 242V243H164Z\"/></svg>", "mask_w": 264, "mask_h": 264}, {"label": "clouds", "instance_id": "obj_3", "mask_svg": "<svg viewBox=\"0 0 264 264\" xmlns=\"http://www.w3.org/2000/svg\"><path fill=\"white\" fill-rule=\"evenodd\" d=\"M188 187H189L188 184L180 183V184H177V185L173 186L172 191L174 192V191H176L178 189H187ZM195 192H196V189L195 188H191L188 200H191L195 196Z\"/></svg>", "mask_w": 264, "mask_h": 264}]
</instances>
